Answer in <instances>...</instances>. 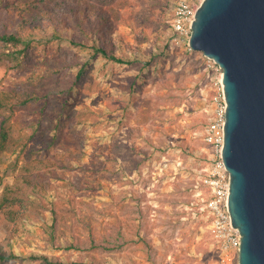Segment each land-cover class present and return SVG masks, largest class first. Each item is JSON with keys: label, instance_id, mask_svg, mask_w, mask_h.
Masks as SVG:
<instances>
[{"label": "rangeland", "instance_id": "374dc122", "mask_svg": "<svg viewBox=\"0 0 264 264\" xmlns=\"http://www.w3.org/2000/svg\"><path fill=\"white\" fill-rule=\"evenodd\" d=\"M19 2L0 0V30L6 24L20 28V12H8V6ZM174 2L130 0L121 7V19L98 26L130 63L94 55L91 44L100 40L95 29L84 30L76 22L67 27L50 17L37 33L30 28L23 32L31 40L25 69L8 66L11 59L5 51L14 46L0 40L3 89L23 87L28 76H42L56 59L71 62L62 70L72 85L69 91L51 99L43 96L35 114L10 115L9 125L20 142L3 155L0 194L7 183L15 182L25 143L41 154L58 152L74 167L64 180H56V189L47 197L58 201L72 223L60 217L53 228L47 210L25 218L22 231L14 236L0 225V241L21 255L12 264H45L33 258L42 254L96 264H222L202 182L210 151L203 139L210 75L201 51L190 52L171 41ZM26 17L28 23L39 21L36 14ZM45 115L49 121L44 122ZM34 122L42 124L38 131ZM48 123H60L76 142L69 149L50 147L42 134ZM53 134L49 130L47 139ZM71 224L86 243L81 249L57 248L72 239ZM90 233L101 245L114 248H90Z\"/></svg>", "mask_w": 264, "mask_h": 264}, {"label": "trees", "instance_id": "16d2710c", "mask_svg": "<svg viewBox=\"0 0 264 264\" xmlns=\"http://www.w3.org/2000/svg\"><path fill=\"white\" fill-rule=\"evenodd\" d=\"M108 3L105 7L98 0H20L17 5L8 6V12L12 15L20 12L22 16L21 26L13 30L9 24H6L0 30V40L7 45H13L14 48L6 50L7 58L11 59L8 63L10 68L25 69L27 68L31 55L29 52L30 41L24 37L27 29L35 34L38 30L45 27V18H52L56 23L70 25V22H76L81 28L88 30L93 28L97 31L100 40L91 44L94 55H102L110 60L120 63H130L132 59L116 53L113 40H108L106 33H101L98 26H104L112 18L121 19V7L125 6L130 0H102ZM36 14L39 18L37 24L28 23L27 15ZM54 33H58V28L54 24ZM60 36H62L60 34ZM72 42H79L72 38ZM86 45L88 43H85ZM70 60H54L49 68L43 72L42 76L37 77L30 75L26 78L23 87L14 86L8 89L0 88V164L3 161V155L11 145L20 142V138L15 134L11 125H9L10 115L15 112H26L35 114L40 109L39 102L46 96L48 98L56 97L58 94L69 91L72 87L70 82L66 81L62 70L70 67ZM44 122L50 120V115H45ZM61 121V119H59ZM33 126L38 131L42 124L34 122ZM48 129L43 131V137L48 140L49 146L59 145L61 148H70L71 144L76 141L73 134L66 133L60 123L47 124ZM49 130H53L52 139H47ZM23 158L16 165V176L14 183H7L0 194V225L8 230L9 236H14L22 231V222L27 217L43 215L48 210L53 216V228L57 227L59 218L62 217L64 222L72 223L70 218L63 213V208L55 199H50L47 194L56 189V180H64L67 170L74 167L71 160L66 159L62 154L54 152L41 154L35 145H25L21 149ZM1 181V177H0ZM72 239L66 244L59 242L57 248H83L85 240L80 238L78 227L74 224L69 225ZM52 240L56 239V234L51 232ZM82 240L79 242V240ZM90 248L99 247L114 248L113 245L103 246L97 242L94 233L89 235ZM21 258V255L15 250L8 249L0 241V264H12V262ZM33 258H41L45 264H96L88 263L83 260H69L65 262L60 257L55 259L46 254L33 255Z\"/></svg>", "mask_w": 264, "mask_h": 264}, {"label": "water", "instance_id": "95a60500", "mask_svg": "<svg viewBox=\"0 0 264 264\" xmlns=\"http://www.w3.org/2000/svg\"><path fill=\"white\" fill-rule=\"evenodd\" d=\"M190 45L223 68L228 102L223 158L239 264H264V0H204Z\"/></svg>", "mask_w": 264, "mask_h": 264}, {"label": "built area", "instance_id": "2783aa9c", "mask_svg": "<svg viewBox=\"0 0 264 264\" xmlns=\"http://www.w3.org/2000/svg\"><path fill=\"white\" fill-rule=\"evenodd\" d=\"M204 0H175L170 19L171 41L174 45H190L195 14ZM204 64L210 75L207 121L203 131L204 142L210 147L208 167L202 179L207 190L205 206L213 240L221 253L222 264H239L241 233L234 226L229 210L230 172L223 158L227 97L223 82L224 68L213 58L204 55Z\"/></svg>", "mask_w": 264, "mask_h": 264}]
</instances>
